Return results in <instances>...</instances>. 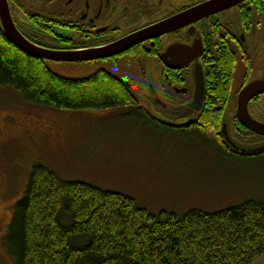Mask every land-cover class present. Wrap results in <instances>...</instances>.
<instances>
[{
  "label": "trees",
  "instance_id": "trees-1",
  "mask_svg": "<svg viewBox=\"0 0 264 264\" xmlns=\"http://www.w3.org/2000/svg\"><path fill=\"white\" fill-rule=\"evenodd\" d=\"M52 65L58 64L21 53L0 29V87L24 102L63 111L133 107L131 90L113 74L94 71L67 79ZM226 106L204 103L186 130L198 131L226 152L219 135ZM3 245L14 264H254L264 254V203L249 200L182 217L153 215L129 197L61 181L36 164L13 207Z\"/></svg>",
  "mask_w": 264,
  "mask_h": 264
},
{
  "label": "rangeland",
  "instance_id": "rangeland-1",
  "mask_svg": "<svg viewBox=\"0 0 264 264\" xmlns=\"http://www.w3.org/2000/svg\"><path fill=\"white\" fill-rule=\"evenodd\" d=\"M79 79L78 65L51 66ZM151 115L149 106L141 104ZM264 111V105H262ZM135 107L63 111L24 102L0 87V264H14L3 245L13 207L32 166L61 181L122 194L157 215L214 213L246 201L264 203V155L234 158L198 131L161 127ZM264 264V254L254 263Z\"/></svg>",
  "mask_w": 264,
  "mask_h": 264
},
{
  "label": "flooded vegetation",
  "instance_id": "flooded-vegetation-1",
  "mask_svg": "<svg viewBox=\"0 0 264 264\" xmlns=\"http://www.w3.org/2000/svg\"><path fill=\"white\" fill-rule=\"evenodd\" d=\"M214 1L6 0V3L16 30L30 43L51 51L96 50L145 33L138 36L136 44L112 57L52 63L78 65L88 73L113 74L131 90L132 106L153 119L158 116L153 106L155 94L168 106L191 102L193 71L199 69L205 83L204 103L229 106L231 137L240 144L259 143L264 138L242 127L235 112L241 90L264 78V0H241L222 9H203ZM199 9L194 17L188 16ZM185 15L183 21L165 30L157 29ZM148 84L153 89L151 97ZM144 103L151 115L140 106ZM262 105L264 94L251 99L248 112L254 121L264 124ZM188 119L175 123L180 125ZM191 124L194 123L179 129L185 131ZM224 148L226 152L222 153L232 154Z\"/></svg>",
  "mask_w": 264,
  "mask_h": 264
},
{
  "label": "water",
  "instance_id": "water-1",
  "mask_svg": "<svg viewBox=\"0 0 264 264\" xmlns=\"http://www.w3.org/2000/svg\"><path fill=\"white\" fill-rule=\"evenodd\" d=\"M241 0H216L212 5L203 8L204 10L222 9L227 4H234ZM228 7V6H227ZM199 10H195L188 14L189 17H194ZM219 11V10H218ZM187 15L180 17L176 20L165 23L157 27V29H167L170 25L183 21ZM0 27L5 38L10 42L17 50L36 60H45L47 62L55 63H80L92 60L103 59L118 55L130 48L138 42V36L145 34L140 33L139 35H133L128 39H124L112 46L90 50L82 52H57L47 49L40 48L29 41H27L15 28L8 11L6 0H0ZM149 32V31H147ZM140 41V40H139ZM194 80V93L190 103L183 106H168L163 103L158 96L152 93V88L149 87V96H155V102L153 103L154 111L158 115L155 119H160L161 124L171 128H185L190 123H195L200 117L204 108L205 99V83L203 73L199 69L193 71ZM151 94V95H150ZM264 94V78L255 80L247 84L239 93L237 98V106L235 117L239 124L260 137L264 138V124L258 123L252 119L248 112V104L254 97ZM189 118L186 123L177 124L175 121L179 119ZM232 121L231 111L229 106H226L220 125V138L226 149L240 157H256L264 154V140L259 143L253 144H240L234 140L230 135V125Z\"/></svg>",
  "mask_w": 264,
  "mask_h": 264
}]
</instances>
